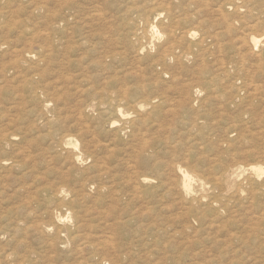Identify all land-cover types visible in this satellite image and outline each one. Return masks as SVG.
I'll return each mask as SVG.
<instances>
[{
  "label": "rangeland",
  "instance_id": "rangeland-1",
  "mask_svg": "<svg viewBox=\"0 0 264 264\" xmlns=\"http://www.w3.org/2000/svg\"><path fill=\"white\" fill-rule=\"evenodd\" d=\"M28 1L0 0V68L14 66L11 70L19 74L0 75V248L11 255L3 264H264V73H249L256 81L248 92L243 90L246 100L241 103L232 99L235 88L223 92V84L204 86L215 73L221 44H196L186 55L180 57L176 50L162 61V50H157L166 45L163 32L169 20L164 17L156 44H129L120 38L128 32L121 10L133 5L150 13L164 2L184 29L200 30L198 39L210 30L201 21L218 23L215 15L201 11L208 2ZM139 45L144 48L138 52ZM254 85L260 87L257 92ZM138 102L145 104L142 109ZM177 165L196 180L188 196L177 187ZM244 165L262 170L242 171ZM139 176L149 181L141 182ZM58 216L63 217L60 222Z\"/></svg>",
  "mask_w": 264,
  "mask_h": 264
},
{
  "label": "bare ground",
  "instance_id": "bare-ground-1",
  "mask_svg": "<svg viewBox=\"0 0 264 264\" xmlns=\"http://www.w3.org/2000/svg\"><path fill=\"white\" fill-rule=\"evenodd\" d=\"M20 1V0H19ZM40 1H42V0H40ZM40 1H38L39 3H40ZM49 1V0H48ZM62 1V0H61ZM68 1V0H67ZM101 1V0H100ZM142 1H145V0H142ZM149 1V0H148ZM171 1V0H170ZM202 1V0H201ZM200 0L198 1V3H200L201 2ZM206 2H208V3H205V2H203V4H204V7L206 6L207 8H203V9H205V10H203L202 8H201V11H204V12H206V13H208V14H212L211 16H212V18L214 17V15H215V20L216 21H218V23H216V24H213V25H211V23H207V21L204 19V21H201V22H203L205 25L207 24V25H210L209 26V31H207L206 33H202V35L198 38V39H196L198 36V31H200V30H196V31H194V30H192V29H184V27H183V24H182V20L181 19H177V18H174L173 17V15H172V13H173V9H171L170 8V6L169 5H167V4H165L164 2H162V3H160V5H162L161 6V9H157V10H155V11H150V13H149V10L150 9H148V10H145L146 9V7H143V10L141 9V6H138V7H135V6H133L132 5V7H127L126 5V7L123 9V10H121L120 12L122 13V11H123V13L122 14H124V16L126 17V19H127V22H126V26H127V28H128V32L127 33H121V35H120V38H122L123 40H126V42H128L129 44H156L155 43V39H158L159 38V36H160V31H158V28H157V26H158V24H160V25H162L163 23H162V20H161V18L162 17H164V18H167V20H169L168 21V23H167V25H165L164 26V28H165V30L164 31H166V32H163V33H166V40L162 43V45L163 44H166V45H164V47H163V49H161V47H160V50H157V52L158 51H161V52H159V53H161L160 54V57L161 58H159V59H161L162 61H164V60H166V59H168L169 57H172V55H173V53L177 50V51H180L181 53L178 55V56H182V55H186V53L188 52V50H190V48L192 47V46H194V45H196V44H204L205 42L207 43V41H208V43L207 44H210L211 43V45H212V43L215 41L217 44H221V45H218V47H217V57H214L213 56V54L211 53V52H213V51H211L210 52V56H213L214 57V61H215V63H216V69L214 68V71L213 72H215L213 75H212V73L210 74V75H212L211 76V78L210 77H207V78H210L209 80H207V81H204L203 83H204V86L206 87V88H212V87H214V86H221L222 84V88L223 89H221V91H223L224 92V89H232V88H235L236 89V91L233 89V93H234V91H235V97H232V99H235V98H238V100L241 102V101H244V100H246V99H243V90H246L247 88H250L251 86V83L252 82H255L256 80L254 79H252L253 77H254V75H261L262 73H264V0H205ZM6 2V1H5ZM28 2H30V0L28 1ZM37 2V3H38ZM42 2H44V1H42ZM58 2H60V1H58ZM57 2V3H58ZM66 2V1H65ZM91 2V1H90ZM98 2V1H97ZM103 2V1H102ZM119 2V1H118ZM124 2V1H123ZM123 2H121V4L123 3ZM192 2V1H191ZM191 2H189V6L190 5H193V4H190ZM197 2V1H196ZM196 2H193V3H196ZM23 3V2H22ZM63 3H64V1H63ZM82 3V2H81ZM106 3V2H105ZM126 3V2H125ZM140 3V2H139ZM139 3H138V5H139ZM152 3H153V1H152ZM155 4H156V2H154ZM182 3V2H181ZM188 3V2H187ZM43 4H47V3H43ZM87 5H89L88 3H86ZM96 4H98L99 5V3H96ZM120 4V5H121ZM130 4V3H129ZM143 4V3H142ZM146 4V3H145ZM150 4H151V2H150ZM149 4V5H150ZM158 4V3H157ZM170 4V3H169ZM183 4V3H182ZM185 4V3H184ZM201 4H202V2H201ZM200 4V7H202V5ZM31 5H32V2H31ZM36 5V4H35ZM41 5V4H40ZM60 5V4H59ZM137 5V4H136ZM154 5V4H153ZM152 5V6H153ZM171 5V4H170ZM179 5V4H178ZM195 6H196V4H194ZM193 5V6H194ZM34 6V5H33ZM39 6V5H38ZM46 6V5H45ZM81 6V5H80ZM85 6V5H84ZM90 7H91V4L89 5ZM103 6V5H102ZM110 6V5H109ZM130 6V5H129ZM146 6V5H145ZM156 6V5H155ZM159 6V5H158ZM183 6V5H182ZM198 6V5H197ZM32 7V6H31ZM30 7V8H31ZM113 7V6H112ZM178 7V6H177ZM180 7H181V5H180ZM184 7H185V5H184ZM187 7V6H186ZM185 7V8H186ZM200 7H197V8H200ZM0 8H3V7H0ZM30 8H27L28 10L30 9ZM100 8H101V6H100ZM107 8H109L108 7V4H107ZM111 8V7H110ZM118 8V7H117ZM145 8V9H144ZM150 8V7H149ZM33 9V8H32ZM40 9V8H39ZM81 9V8H80ZM89 9H92V8H89ZM94 9V8H93ZM92 9V10H93ZM105 9V8H104ZM152 9H153V7H152ZM177 9V8H176ZM193 10H194V7L192 8ZM63 10V9H62ZM96 10V9H95ZM154 10V9H153ZM178 10V9H177ZM33 11V10H32ZM96 11H99V9L98 10H96ZM101 11V10H100ZM104 11V10H103ZM108 10H106V12H107ZM110 11V10H109ZM183 11V10H182ZM189 11H190V9H189ZM195 11V10H194ZM200 11V9H198L197 10V12H199ZM47 12H49V11H47ZM85 12V11H84ZM91 12V11H90ZM105 11H104V13H106ZM115 12V11H114ZM120 12L118 13V14H120ZM179 12V11H178ZM8 14L10 13V12H7ZM46 13V12H45ZM44 13V14H45ZM49 13H51V12H49ZM85 13H89V12H85ZM91 13H93V12H91ZM103 13V12H102ZM108 13V12H107ZM111 13V12H110ZM183 13H184V11H183ZM189 13V12H188ZM31 14V13H30ZM83 14V13H82ZM94 14V13H93ZM95 14H97V13H95ZM109 14V13H108ZM113 14V13H112ZM177 14V12H175V15ZM181 13H179V15H180ZM12 15V14H11ZM97 15H99V14H97ZM105 16L107 15V14H104ZM116 15V14H115ZM178 15V14H177ZM178 15V16H179ZM197 16H205L204 14H202V15H198V13L196 14ZM54 16V15H53ZM79 16V15H78ZM88 16V15H87ZM108 16V15H107ZM110 16V15H109ZM187 16H189V15H187ZM68 17V16H67ZM71 17V16H70ZM101 17V16H100ZM111 17V16H110ZM180 17V16H179ZM208 17V16H207ZM210 17V16H209ZM49 18V17H48ZM74 18V17H73ZM113 18H114V16H113ZM116 18V17H115ZM123 18V17H122ZM182 18V17H181ZM184 18H186V15L184 16ZM202 18V17H201ZM211 18V17H210ZM209 18V19H210ZM8 19H9V17H8ZM8 19H6L5 21H7ZM44 19V18H43ZM50 19V18H49ZM99 19V18H98ZM109 19V18H108ZM107 19V20H108ZM112 19V18H111ZM203 19V18H202ZM201 19V20H202ZM207 19V18H206ZM15 20H17V19H15ZM63 20V19H62ZM75 20H77V19H75ZM93 20V19H92ZM197 20V19H196ZM199 20H200V18H199ZM14 21V20H13ZM49 21V20H48ZM82 21V20H81ZM86 21V20H85ZM84 21V22H85ZM102 21V20H101ZM114 21V20H113ZM116 21V20H115ZM119 21V20H118ZM188 23L190 22V20H186ZM212 22H213V20H211ZM210 21V22H211ZM15 22V21H14ZM54 22H56V21H54ZM58 22V21H57ZM59 22H61V21H59ZM89 22V21H88ZM93 21H91V23H92ZM104 22V21H103ZM102 22V24H101V22L99 23V24H101V25H103L104 23ZM200 22V24L202 25V23ZM3 23H5V22H3ZM2 23V24H3ZM13 23V22H12ZM86 23V22H85ZM91 23H89L91 26H94V24L92 25ZM112 23V22H111ZM119 23V22H118ZM191 23H192V21H191ZM197 23V22H196ZM215 23V22H214ZM6 24V23H5ZM4 24V25H5ZM8 24V23H7ZM11 24V23H10ZM83 24V23H82ZM114 24V23H113ZM182 24V25H181ZM195 24V23H194ZM1 25V24H0ZM46 25V24H45ZM72 25V24H71ZM105 25H107V24H105ZM112 25V24H111ZM115 25V24H114ZM113 25V27H115ZM131 25H132V27H134V28H132V29H130L131 28ZM141 25V26H140ZM159 25V26H160ZM193 25V24H192ZM198 25V24H197ZM206 25V26H207ZM73 26H74V24H73ZM80 26V25H79ZM87 26V25H86ZM108 26V25H107ZM110 26V25H109ZM117 26V25H116ZM190 26V25H189ZM194 26V25H193ZM205 26V27H206ZM7 27V26H6ZM5 27V28H6ZM45 27V26H44ZM47 27V26H46ZM77 27H78V25H77ZM90 27V26H89ZM88 27V28H89ZM98 27V26H97ZM103 27V26H102ZM101 27V28H102ZM105 27V26H104ZM103 27V28H104ZM118 27V26H117ZM161 27V26H160ZM159 27V28H160ZM162 27H163V25H162ZM196 27V26H195ZM4 28V29H5ZM9 28V27H8ZM18 28V27H17ZM22 28V27H21ZM79 28V27H78ZM93 28V27H92ZM95 28V27H94ZM112 28V26L109 28V29H111ZM185 28H187V27H185ZM202 28V26H200V29ZM2 29L3 28H1V30L0 31H2ZM83 29V28H82ZM108 29V28H107ZM203 30H205L204 28H202ZM51 30V29H50ZM68 30V29H67ZM74 30V29H73ZM117 30H119V28L117 29ZM121 30V29H120ZM141 30V31H140ZM85 31V30H84ZM83 31V32H84ZM87 31V30H86ZM99 31H100V29H99ZM206 31V30H205ZM7 32V31H6ZM70 32V31H69ZM94 32V30L92 31L91 30V33H93ZM102 32H104L103 30H102ZM106 32V31H105ZM104 32V33H105ZM197 32V33H196ZM16 33V32H15ZM24 33V32H23ZM80 33H82V31L80 32ZM100 34H102L101 33V31L99 32ZM120 33V32H119ZM1 34V33H0ZM6 34V33H5ZM66 34H68L67 32H66ZM86 34V33H85ZM106 34V33H105ZM104 34V35H105ZM109 34V33H108ZM2 35H3V33H2ZM69 35V34H68ZM83 35V34H82ZM103 35V34H102ZM111 35V34H110ZM115 35H116V33H115ZM118 35V34H117ZM8 36V35H7ZM10 36V35H9ZM59 36V35H58ZM92 36V35H91ZM107 36V35H106ZM42 37H43V35H42ZM67 37V36H66ZM70 37H72V35H70ZM73 37H74V35H73ZM84 37H85V35H84ZM83 37V38H84ZM11 38V37H10ZM17 38V37H16ZM44 38V37H43ZM77 38H79V37H77ZM92 38V37H91ZM107 38V37H106ZM1 39V38H0ZM65 39V38H64ZM64 39H62V40H64ZM68 39V38H67ZM5 40V39H4ZM20 40H22V39H20ZM75 40V39H74ZM93 40V39H92ZM91 40V41H92ZM141 40H143V43H140L141 42ZM58 41V40H57ZM69 41V40H68ZM94 41V40H93ZM96 41V40H95ZM114 41V40H113ZM18 42H19V40H18ZM21 42V41H20ZM23 42H25V40L23 41ZM46 42V41H45ZM71 42V41H70ZM81 42V41H80ZM79 42V43H80ZM84 42V41H83ZM89 42V41H88ZM110 42V41H109ZM210 42V43H209ZM1 43V42H0ZM29 43V42H28ZM52 43V42H51ZM73 43V42H72ZM71 43V44H72ZM104 43H106V42H103V44ZM111 44H112V42H110ZM117 43V45H118V42H116ZM123 43V42H122ZM21 44V43H20ZM23 44V43H22ZM24 44H26V43H24ZM68 44H70V43H68ZM70 44V45H71ZM124 44V43H123ZM11 45V44H10ZM13 45V44H12ZM11 45V46H12ZM17 45V44H16ZM46 45H48V44H46ZM45 45V46H46ZM51 45V44H50ZM76 45H77V43H76ZM89 45H90V43H89ZM101 45V44H100ZM113 45V44H112ZM49 46V45H48ZM65 46V45H64ZM96 46V45H95ZM99 46V45H98ZM106 46V45H105ZM111 45H109V47H110ZM121 46V45H120ZM143 45H139V48L138 49H136L138 52L140 51V50H143V48L144 47H142ZM158 46V45H157ZM204 46V45H203ZM19 47H21L20 45H19ZM47 47V46H46ZM45 47V48H46ZM60 47V46H59ZM63 47V46H62ZM67 47V46H66ZM70 47V46H69ZM126 47V46H125ZM27 48V47H26ZM29 48V47H28ZM51 48V47H50ZM100 48V47H99ZM98 48V49H99ZM102 48V47H101ZM127 48V47H126ZM205 48H206V46H205ZM9 49V48H8ZM11 49V48H10ZM9 49V50H10ZM19 49V48H18ZM17 49V50H18ZM49 49V48H48ZM62 49V48H61ZM70 49H71V47H70ZM87 49H89V47L87 48ZM103 49V48H102ZM102 49H100L101 51H103ZM105 50H106V48H104ZM110 48H108V50H109ZM122 49V48H121ZM124 49V48H123ZM200 49V48H199ZM9 50H7L8 52L7 53H9ZM12 50V49H11ZM45 50V49H44ZM72 50V49H71ZM86 50V49H85ZM104 50V51H105ZM108 50H107V52H108ZM135 50V51H136ZM148 50V49H147ZM211 50V49H210ZM84 51V50H83ZM103 51V52H104ZM114 51H116V50H114ZM119 51V50H118ZM122 51V50H121ZM124 51V50H123ZM129 51V50H128ZM128 51H126V52H128ZM204 51H205V49H204ZM203 51V52H204ZM5 52V51H4ZM16 52V51H15ZM25 52L28 54H30V53H32V54H34L30 49H26L25 50ZM48 52H50V51H48ZM47 52V53H48ZM61 52V51H60ZM86 52V51H85ZM110 52V51H109ZM117 52V51H116ZM19 53V52H18ZM25 53V54H26ZM63 53H65V52H63ZM96 53H98V51L96 52ZM131 53V52H130ZM198 53V52H197ZM206 53H208L207 51H206ZM213 53H216V51L215 52H213ZM3 54V53H2ZM20 54H22V53H20ZM67 54V53H66ZM73 54V53H72ZM100 54V53H99ZM102 55L104 54V53H101ZM111 54V53H110ZM115 54V53H114ZM176 54V53H175ZM190 54H192V53H189L188 55H190ZM8 55V54H7ZM15 55H18V54H15ZM59 55V54H58ZM57 55V57H59ZM62 55V54H61ZM80 55H83V54H80ZM85 55V54H84ZM101 55V56H102ZM131 55H133V54H131ZM193 55H195V54H193ZM201 55H204V53L202 54L201 53ZM208 55V54H207ZM4 56V55H3ZM39 56V55H38ZM65 56V55H64ZM68 56V55H67ZM77 56H79V55H77ZM106 56V55H105ZM108 56V55H107ZM130 56V55H129ZM191 56V55H190ZM10 56H8L7 57V59L9 58ZM19 57V56H18ZM82 57V56H81ZM80 57V58H81ZM93 57V56H92ZM91 57V59H93ZM97 57V56H96ZM154 57V56H153ZM202 57V56H201ZM51 58V57H50ZM54 58H56V57H54ZM71 58V57H70ZM75 58H79V57H75ZM101 58V57H100ZM138 58V57H137ZM3 59V58H2ZM5 59V58H4ZM11 59V58H10ZM42 59V58H41ZM52 59V58H51ZM50 59V60H51ZM58 59V58H57ZM63 59V58H62ZM68 59V58H67ZM73 59V58H72ZM96 59H98V58H96ZM140 59V58H139ZM153 59V58H152ZM152 59L150 60V61H152ZM9 60V59H8ZM56 60V59H55ZM54 60V61H55ZM95 60V59H94ZM99 60V59H98ZM125 60H127V59H125ZM155 60V59H154ZM158 60V59H157ZM172 60V59H171ZM175 60V59H174ZM173 60V61H174ZM178 60H180V59H178ZM5 61V63H6V61L7 60H4ZM3 61V62H4ZM20 60L18 59V60H15L14 61V63L12 64V65H17L18 64V62H19ZM52 61V60H51ZM58 61V60H57ZM56 61V62H57ZM60 61H63V60H60ZM66 61V60H65ZM64 61V62H65ZM96 61V60H95ZM102 61H103V59H102ZM105 61V60H104ZM103 61V62H104ZM146 61V60H145ZM160 61V60H159ZM206 61H207V59H206ZM1 62V61H0ZM35 62V61H34ZM63 62V63H64ZM67 62V61H66ZM70 62V61H69ZM87 62H90L89 60L87 61ZM182 62V61H181ZM48 63V62H47ZM102 63V62H101ZM107 63V62H106ZM106 63H103L104 65L106 64ZM149 63V62H148ZM154 63V62H153ZM157 63V62H156ZM155 63V64H156ZM174 63V62H173ZM179 63H180V61H179ZM210 63H211V61H210ZM4 64V63H3ZM58 64V63H57ZM56 64V65H57ZM123 64H125V63H123ZM140 64H144V63H140ZM146 64V63H145ZM203 64V63H202ZM206 64V63H205ZM6 65V64H5ZM96 65L97 66H99L100 64H99V62H97L96 63ZM102 65V64H101ZM162 65V64H161ZM164 65H165V63H164ZM182 65V64H181ZM208 65H209V63H208ZM31 66V65H30ZM32 66H34V65H32ZM59 66V65H58ZM63 66V65H62ZM180 66V65H179ZM51 67V66H50ZM162 67V66H161ZM172 68H173V65L171 66ZM178 67V66H177ZM81 68V67H80ZM92 68H97V67H92ZM101 68V67H100ZM100 68H98L99 70H100ZM168 68V67H167ZM207 68H209V67H207ZM15 70L16 68H14V66H2L1 68H0V75H2L1 73H5V72H11L12 70ZM105 69V68H104ZM109 69V68H108ZM18 70V69H17ZM12 71L13 72V75H14V77L18 74V71ZM79 70H81V69H79ZM83 70V69H82ZM87 70H89L88 68H87ZM103 70V69H102ZM168 71V70H167ZM212 71V70H211ZM34 72V71H33ZM81 72V71H80ZM89 72H90V70H89ZM161 72H162V70H161ZM32 73V72H31ZM83 73V72H82ZM85 73H88V72H85ZM138 73V72H137ZM166 73V72H165ZM249 73H253L254 75H251V74H249ZM23 74V73H22ZM21 74V75H22ZM106 74V73H105ZM160 74V73H159ZM12 75V76H13ZM19 75V74H18ZM32 75V74H31ZM30 75V76H31ZM85 75H90V74H85ZM3 76V75H2ZM8 76V75H7ZM48 76H50V75H48ZM79 76V75H78ZM6 77V75L3 77V78H5ZM10 77V76H9ZM29 77V76H28ZM80 77V76H79ZM83 78L85 77V76H82ZM135 77H136V75H135ZM138 77V76H137ZM12 78V77H11ZM27 78V77H26ZM48 78V77H47ZM50 78V77H49ZM256 78V77H255ZM263 79H264V77H262ZM1 79V78H0ZM24 79V78H23ZM77 79V78H76ZM80 79V78H79ZM136 79H138V78H136ZM258 79V78H257ZM5 80H6V78H5ZM89 80V79H88ZM91 80V79H90ZM105 80V79H104ZM107 81H108V79H106ZM65 81V80H64ZM70 81V80H69ZM264 81V80H263ZM263 81H260V84H261V82L263 83ZM6 82V81H5ZM24 83L26 82V83H28V81L27 80H24L23 81ZM4 83V82H3ZM8 83V82H7ZM19 83V82H18ZM21 83V82H20ZM127 83V82H126ZM257 83V82H256ZM1 84V83H0ZM5 84V83H4ZM253 84H255V83H252V85ZM264 84V83H263ZM86 85H88V84H86ZM77 86V85H76ZM219 86V87H220ZM256 86V88H254L255 90L254 91H258V89L260 88L259 87V85H254L253 87H255ZM261 86V85H260ZM81 87H82V85H81ZM87 87V86H86ZM121 87H123V86H121ZM125 87V86H124ZM259 87V88H258ZM80 88V87H79ZM126 88V87H125ZM215 88V87H214ZM258 88V89H257ZM6 89V88H5ZM123 89V88H122ZM205 89V88H204ZM251 89H252V87H251ZM250 89V90H251ZM124 90V89H123ZM126 90V89H125ZM264 90V89H263ZM30 91V90H29ZM35 91V90H34ZM120 91H121V89H120ZM226 91H228V90H226ZM230 91V90H229ZM228 91V92H229ZM247 91V90H246ZM245 91V94L248 92H246ZM256 91V92H257ZM199 90L198 89H196L195 90V94H199ZM216 93H218L217 92V90L215 91ZM250 92V91H249ZM261 92V91H260ZM264 92V91H263ZM262 92V93H263ZM219 93H220V91H219ZM218 93V94H219ZM232 93V92H231ZM255 93V92H254ZM30 94V93H29ZM215 94V93H214ZM218 94H215V95H218ZM14 95H15V93H14ZM31 95H32V93H31ZM39 95V94H38ZM220 96H222V94H219ZM254 95L255 94H253V97H254ZM258 95H259V93H258ZM141 96V95H140ZM229 96V95H228ZM227 96V97H228ZM234 96V95H233ZM243 96V97H242ZM263 96V95H262ZM154 97V96H153ZM159 97V96H158ZM261 97V96H260ZM202 98H207V97H202ZM208 98H209V96H208ZM250 98H251V96H250ZM141 99V98H140ZM151 99V98H150ZM194 99V98H193ZM198 99V98H197ZM253 99V98H252ZM264 99V98H263ZM154 100H156L155 98H154ZM153 100V101H154ZM200 100V99H199ZM1 101V100H0ZM152 101V100H151ZM163 101V100H162ZM211 101V100H210ZM255 101V100H254ZM259 101V100H258ZM136 102V101H135ZM195 102V101H194ZM194 102H190V103H194ZM201 102H202V100H201ZM212 102V101H211ZM214 102V101H213ZM233 102V101H232ZM235 102V101H234ZM3 103V102H2ZM141 103V102H140ZM139 102L137 103V104H139V108L140 109H142V107H143V105H145V104H140ZM148 103V102H147ZM215 103H216V101H215ZM241 103H243V102H241ZM246 103H248V102H246ZM251 103V102H250ZM263 103V102H262ZM115 104H117L116 102H115ZM153 104L154 103H152L151 105L153 106ZM156 104V103H155ZM170 104V103H169ZM213 104V103H212ZM264 104V103H263ZM262 104V105H263ZM9 105V104H8ZM13 105V104H12ZM12 105H10V106H12ZM134 105V104H133ZM132 105V106H133ZM217 105H219V103H217ZM232 105V104H231ZM245 105V104H244ZM261 105V106H262ZM114 106V105H113ZM117 106V105H116ZM170 106V105H169ZM205 106V105H204ZM222 106V105H221ZM250 106V105H249ZM8 107V106H7ZM122 107V106H121ZM124 107V106H123ZM244 107V106H243ZM254 107V106H253ZM252 107V108H253ZM259 107V108H258ZM109 108V107H108ZM128 108H130V107H128ZM208 108V107H207ZM236 108V107H235ZM257 108L260 110V106H257ZM257 108L256 109H254V110H256L257 111ZM154 109H156L155 107H154ZM239 109V108H238ZM101 110H102V108H101ZM107 110V109H106ZM105 110V111H106ZM128 110V109H127ZM131 110V109H130ZM130 110H128V111H130ZM153 110V109H152ZM243 110H244V108H243ZM246 110H248V109H246ZM250 110H251V108H250ZM261 110H262V107H261ZM3 111V110H2ZM1 111V112H2ZM108 111V110H107ZM131 111H134L133 109L131 110ZM139 111V110H138ZM233 111V110H232ZM240 111H241V109H240ZM262 111H264V109L262 110ZM117 112H118V114L121 116V115H123V113H122V111L119 109V110H117ZM251 112V111H250ZM258 112V111H257ZM13 113V112H12ZM113 113V112H112ZM130 113V112H129ZM138 113V112H137ZM140 113V112H139ZM143 113V112H142ZM151 113V112H150ZM241 113V112H240ZM246 113H247V111H246ZM261 113V112H260ZM3 114H5V113H3ZM243 114V113H242ZM245 114V113H244ZM264 114V113H263ZM1 115V114H0ZM15 115V114H14ZM110 115V114H109ZM155 115V114H154ZM236 115V114H235ZM238 115V114H237ZM252 115H254L253 114V112H252V114L250 115V116H252ZM111 116V115H110ZM118 116V115H117ZM148 116H149V114H148ZM255 116V115H254ZM256 117V116H255ZM116 118V117H115ZM139 118V117H138ZM141 118V117H140ZM144 118V117H143ZM235 118H239L238 116L237 117H235ZM241 118V117H240ZM239 118V119H240ZM254 118V117H253ZM253 118H251L252 120H253ZM258 118V117H257ZM118 120H119V118H117ZM134 119V118H133ZM136 119H137V117H136ZM135 119V120H136ZM149 119H151V117H149ZM243 119V118H242ZM113 120V119H112ZM115 120V119H114ZM245 120H247V119H245ZM245 120H243L244 122H245ZM259 120V119H258ZM121 121V120H120ZM128 121V120H127ZM138 121V120H137ZM140 121H142V119L141 120H139V122ZM202 121V120H201ZM238 121V120H237ZM240 121H242V120H240ZM138 122V123H139ZM197 122V121H196ZM232 122V121H231ZM143 123V122H142ZM237 123H239V122H237ZM245 123H247V122H245ZM244 123V124H245ZM257 123V122H256ZM262 123V122H261ZM264 123V122H263ZM124 124V123H123ZM130 124V123H129ZM134 124V123H133ZM141 124V123H140ZM232 124V123H231ZM249 124V123H248ZM253 124H254V122H253ZM260 124V123H259ZM126 125V124H125ZM251 125V124H250ZM123 125H121V127H122ZM134 126V125H133ZM140 126V125H139ZM237 126V124L235 125V124H232V127L233 128H235ZM241 126H243V124L241 125ZM248 126V125H247ZM258 126V125H257ZM120 127V128H121ZM126 127H124V129H125ZM135 128H137L136 127V125H135ZM232 128V129H233ZM238 128V127H237ZM127 129H129V128H127ZM133 129V128H132ZM240 130L242 129V128H239ZM238 129V131L240 132V130ZM247 129V128H246ZM260 129V128H259ZM121 130V129H120ZM249 130V129H248ZM260 131V130H259ZM231 132H235V131H231ZM243 132V131H242ZM3 133V132H2ZM6 133V132H5ZM241 133V132H240ZM262 133V132H261ZM245 134H247V131H246V133ZM256 134V133H255ZM263 136H264V134H262ZM239 136H240V134H239ZM251 136V135H250ZM249 136V137H250ZM253 136H254V134H253ZM258 136H260V135H258ZM240 137H242V136H240ZM248 137V138H249ZM243 138H244V136H243ZM247 138V137H246ZM247 138V139H248ZM261 138H262V136H261ZM261 138H260V141H261ZM240 139H242V138H240ZM258 139V138H257ZM259 141V140H258ZM263 142H264V140H263ZM75 146H76V144H75ZM263 146H264V144H263ZM1 147H3V146H1ZM62 149H64V148H62ZM65 150H68V149H64V152H65ZM71 151V150H70ZM69 152V151H68ZM67 153V152H66ZM80 153H82L83 154V152H80ZM68 154V153H67ZM66 154V155H67ZM72 155H75V154H72ZM77 155V154H76ZM142 155H143V153H142ZM141 156V155H140ZM68 157V156H67ZM70 158V157H69ZM68 158V159H69ZM71 159V158H70ZM69 159V160H70ZM81 160V158L79 157V156H76V160ZM140 159H142V157L140 158ZM72 160H73V158H72ZM79 162V161H78ZM80 163V162H79ZM73 164V163H72ZM75 165V164H74ZM243 166V165H242ZM245 167H247L246 165H244ZM77 167V166H76ZM5 168H7L6 166H5ZM2 170V169H1ZM6 170V169H5ZM246 170H248V171H253V170H255V171H259V170H262V168H259V167H256L255 165L253 166V165H249L247 168H245V169H243L242 171H246ZM174 171H176V172H178V175H179V180L177 181V184H178V186L177 187H179V189L181 190H179L180 192H184L185 193V195L186 196H188L189 194H190V191L192 190V189H194L193 188V186H194V183L193 182H195L196 180H195V178H193V176H192V174L191 173H189V171H187L186 169H184V168H182L180 165H177V166H174ZM177 174V173H176ZM248 175H250V174H248ZM253 176V175H252ZM140 177V176H139ZM178 177V176H177ZM247 178V177H246ZM140 179H141V182H148L149 180H148V178H146V177H143L142 176V178L140 177ZM218 179V178H217ZM248 179V178H247ZM139 181V180H138ZM218 181V180H217ZM251 181V180H250ZM140 182V181H139ZM224 182V181H223ZM240 182V181H239ZM238 182V183H239ZM217 183H220V182H217ZM242 184H243V180H242V183L241 184H239L238 185V187L239 186H241L242 187ZM200 186H204L205 184L202 182V183H200L199 184ZM252 185V184H251ZM262 187V186H261ZM236 189H237V187H236ZM177 190V189H176ZM237 191V190H236ZM204 193V192H203ZM235 192H233V194H234ZM239 193V192H238ZM182 194V193H181ZM205 194V193H204ZM240 195V194H239ZM65 197V196H64ZM198 198H200L199 196H198ZM197 198V199H198ZM227 198V197H226ZM229 198H231V197H229ZM61 198H59V200H60ZM232 199V198H231ZM229 200V199H228ZM218 201V200H217ZM57 215V214H56ZM53 218H54V216H53ZM61 218H63V217H61V216H58V221L60 222L61 221ZM52 222V221H51ZM58 222V223H59ZM55 224V223H54ZM50 226H51V224H50ZM58 226H61V225H58ZM78 226V225H77ZM40 227H42V226H40ZM61 228V227H60ZM36 229V228H35ZM43 229V228H42ZM1 230V229H0ZM55 230V229H54ZM61 230V229H60ZM44 231V230H43ZM45 232V231H44ZM6 233V232H5ZM57 233V232H56ZM55 233V235H57ZM61 232H59V234H60ZM16 234V233H15ZM15 234H13V235H15ZM26 234H27V232H26ZM75 234V233H74ZM17 235H18V233H17ZM23 235V234H22ZM28 235V234H27ZM55 235H53L52 234V236H55ZM63 235V234H62ZM12 236V235H11ZM25 236V235H24ZM49 236V235H48ZM69 236V235H68ZM15 237V236H14ZM17 237H21V235H19V236H17ZM16 237V238H17ZM38 238H39V235L37 236ZM57 237V236H56ZM70 237V236H69ZM80 237V236H79ZM10 238V237H9ZM23 238V237H22ZM33 238V237H32ZM50 238H51V236H50ZM7 239H8V237H7ZM13 239V238H12ZM34 239V238H33ZM52 239V238H51ZM50 239V240H51ZM72 239V238H71ZM81 239V238H80ZM17 240V239H16ZM15 239H14V241H16ZM24 240H25V238H24ZM26 240H27V238H26ZM49 240V239H48ZM47 240V241H48ZM53 240V239H52ZM52 240H51V242H52ZM2 241V240H1ZM6 241V240H5ZM72 241V240H71ZM75 241H77V239L75 240ZM80 241V240H79ZM19 242V241H18ZM26 242H28V241H26ZM70 242V241H69ZM4 243V242H3ZM15 243V242H14ZM13 243V244H14ZM25 243V242H24ZM44 243V242H43ZM2 244V243H1ZM12 244V245H13ZM10 245V244H9ZM21 245V244H20ZM55 246H56V243L54 244ZM1 246V245H0ZM16 246V245H15ZM15 246H13V247H15ZM43 246V245H42ZM3 247V246H2ZM6 247H8V245L6 246V244H5V248ZM50 247H52V246H50ZM57 247V246H56ZM24 248H25V246H24ZM29 249H32L31 247H28ZM47 249H48V247H46ZM53 248V247H52ZM9 249V248H8ZM54 249V248H53ZM57 249V248H56ZM11 249H9V251H10ZM16 250V249H15ZM14 250V251H15ZM18 250V249H17ZM36 250V249H35ZM50 250V249H49ZM52 250V249H51ZM8 251V250H7ZM48 251V250H47ZM6 252V251H5ZM1 248H0V257H2V258H0V264H3V261L2 260H5L7 257H9V255L10 254H6ZM21 252V251H20ZM50 252H52V251H50ZM9 253V252H8ZM12 253H13V251H12ZM42 253H44V252H42ZM41 253V254H42ZM16 254V253H15ZM17 254H18V252H17ZM49 254V253H48ZM18 255H20V254H18ZM24 255V254H23ZM25 255H26V253H25ZM11 256V255H10ZM45 256H47V253H46V255ZM21 257L22 258H24V256H22L21 255ZM26 257V256H25ZM22 258H19L18 260L19 261H24L25 259H22ZM37 259V258H36ZM13 260V259H12ZM15 260V259H14ZM13 260V261H14ZM8 261H9V259H8ZM12 261V262H13ZM35 261V260H34ZM47 261H48V259H47ZM16 263L18 262L17 260L15 261ZM32 262V261H31ZM43 262V261H42ZM10 264V263H9Z\"/></svg>",
  "mask_w": 264,
  "mask_h": 264
}]
</instances>
